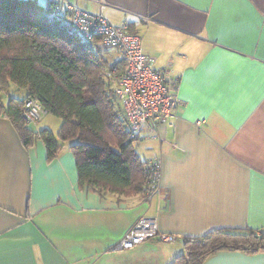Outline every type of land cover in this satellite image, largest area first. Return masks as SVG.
<instances>
[{
  "label": "crops",
  "instance_id": "1",
  "mask_svg": "<svg viewBox=\"0 0 264 264\" xmlns=\"http://www.w3.org/2000/svg\"><path fill=\"white\" fill-rule=\"evenodd\" d=\"M67 1L138 34L177 83L175 114L134 144L147 168L161 161L160 191L101 195L80 184L68 145L49 159L43 141L26 147L0 117V264H171L186 238L264 230V0ZM142 217L176 241L115 248ZM203 264H264V252Z\"/></svg>",
  "mask_w": 264,
  "mask_h": 264
},
{
  "label": "trees",
  "instance_id": "2",
  "mask_svg": "<svg viewBox=\"0 0 264 264\" xmlns=\"http://www.w3.org/2000/svg\"><path fill=\"white\" fill-rule=\"evenodd\" d=\"M106 54L98 40L86 41L78 33L62 3L0 0V117L12 123L26 147L43 141L49 159L72 143L82 186L101 195L146 194L147 164L134 147L136 139L107 77L123 67L109 62ZM11 84L25 95L5 105L3 94ZM29 98L62 121L58 135L25 123L22 112ZM226 250L264 252V230L218 229L186 238L171 264H203Z\"/></svg>",
  "mask_w": 264,
  "mask_h": 264
},
{
  "label": "built area",
  "instance_id": "3",
  "mask_svg": "<svg viewBox=\"0 0 264 264\" xmlns=\"http://www.w3.org/2000/svg\"><path fill=\"white\" fill-rule=\"evenodd\" d=\"M57 2L64 3L73 26L86 41L98 40L104 50L119 54L123 70L114 69L107 77L113 81L132 138L137 141L147 125L156 128L167 124L179 106L177 83L165 71L154 67L155 60L144 52L141 37L125 25H113L102 13L91 14L67 0H48L45 6ZM46 114L35 98L27 99L22 112L26 124L36 125ZM161 177V161H151L148 164L149 199L160 191ZM150 240L176 241L175 237L159 232L156 218L142 217L115 248L128 250Z\"/></svg>",
  "mask_w": 264,
  "mask_h": 264
},
{
  "label": "rangeland",
  "instance_id": "4",
  "mask_svg": "<svg viewBox=\"0 0 264 264\" xmlns=\"http://www.w3.org/2000/svg\"><path fill=\"white\" fill-rule=\"evenodd\" d=\"M41 1L43 2L44 0H41ZM24 95H25L24 91L18 90V88L16 86L11 84L9 91L3 94L4 104L7 105L11 98L22 99V98H24ZM61 127H62V121L59 118H56V117L49 115V114L44 115L42 117V119L36 125H34V124L29 125V128L33 129V130L41 129V128L49 129L55 135H58ZM71 144L72 143H66L65 145H68V147H69ZM134 144H136V142ZM136 148H138L137 145H136Z\"/></svg>",
  "mask_w": 264,
  "mask_h": 264
}]
</instances>
